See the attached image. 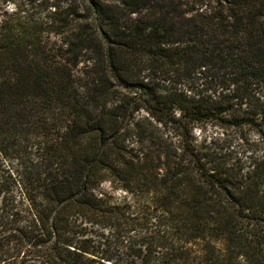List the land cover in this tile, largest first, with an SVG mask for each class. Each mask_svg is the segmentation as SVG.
I'll list each match as a JSON object with an SVG mask.
<instances>
[{
	"label": "trees",
	"instance_id": "trees-1",
	"mask_svg": "<svg viewBox=\"0 0 264 264\" xmlns=\"http://www.w3.org/2000/svg\"><path fill=\"white\" fill-rule=\"evenodd\" d=\"M51 1L0 13V264H264V0Z\"/></svg>",
	"mask_w": 264,
	"mask_h": 264
},
{
	"label": "rangeland",
	"instance_id": "rangeland-1",
	"mask_svg": "<svg viewBox=\"0 0 264 264\" xmlns=\"http://www.w3.org/2000/svg\"><path fill=\"white\" fill-rule=\"evenodd\" d=\"M52 1L51 0H11L6 5L0 6V13L3 10H6L8 12L14 10V7L19 5L22 9L27 10L28 14H33L38 16L39 13L45 14L49 9ZM212 132H216V130L212 128H207L206 134L212 135ZM196 135L198 134L197 129L195 130ZM6 165V164H5ZM7 166V165H6ZM104 188H109V185L106 183L104 184ZM110 189V188H109ZM113 195L116 198H122L124 197V193L121 191H114Z\"/></svg>",
	"mask_w": 264,
	"mask_h": 264
}]
</instances>
